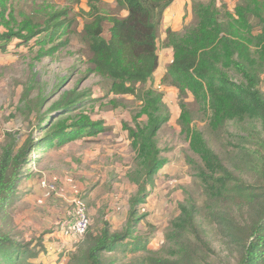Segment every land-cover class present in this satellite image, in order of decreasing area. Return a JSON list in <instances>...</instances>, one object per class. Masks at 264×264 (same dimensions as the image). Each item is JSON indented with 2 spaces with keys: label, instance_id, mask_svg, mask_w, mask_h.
I'll return each instance as SVG.
<instances>
[{
  "label": "trees",
  "instance_id": "16d2710c",
  "mask_svg": "<svg viewBox=\"0 0 264 264\" xmlns=\"http://www.w3.org/2000/svg\"><path fill=\"white\" fill-rule=\"evenodd\" d=\"M27 1L39 0H0V15L13 12L14 2ZM173 1L113 0L119 11L126 12L124 17H117L101 14L95 6L101 1L90 0L81 39L88 50L91 72L108 82L109 95L139 99L141 114L147 120L134 129L124 125L139 160L136 177L132 178L138 189L129 202L123 229L111 231L107 222L97 232L88 228L65 264H113L106 255L123 253L127 247L132 253H143L133 261L135 264H264V94L259 87L264 75V0H239L232 13L217 8L216 0L194 2L191 10L194 24L181 32L166 30L163 42L173 52V58L159 78V86L164 91L171 87L178 92L181 111L178 124L189 141L190 151L202 163L196 177L204 201L199 204L189 200L179 206V215L164 232V251H148L147 238L135 235L138 207L145 201L147 186L166 164L156 140L157 132L169 117L164 94L144 86L158 69L159 27L163 12ZM73 22L64 11L48 14L42 30H36L33 21L27 19L20 30L0 33V54L10 53L13 40L19 41V48L60 40V36L69 33ZM65 45L66 39L44 55ZM30 92V88L24 91L21 111L28 118L34 115L33 125L41 135L37 141L29 134L19 146L17 134H5L0 153V208L15 201L16 186L24 179L31 152L78 135H95L105 127L103 122L85 115L69 116L84 96L65 92L42 114L45 98L39 93L35 100H30ZM188 98L197 105L212 131L223 128L227 122L260 125L259 135L251 134L250 130L245 136L238 135L240 140L258 147L253 154L251 150L244 151L255 155L254 160L262 167L259 182L247 184L224 164L202 133L191 126L193 114L185 101ZM242 204H247L253 214L238 223L230 211L240 209ZM214 230H218L217 235L222 236L228 248L234 249L237 254L234 263L214 248L209 237L215 234ZM38 253L30 250L28 244L13 241L0 229L1 264H23Z\"/></svg>",
  "mask_w": 264,
  "mask_h": 264
},
{
  "label": "rangeland",
  "instance_id": "374dc122",
  "mask_svg": "<svg viewBox=\"0 0 264 264\" xmlns=\"http://www.w3.org/2000/svg\"><path fill=\"white\" fill-rule=\"evenodd\" d=\"M100 1L95 6L101 14L126 15L111 0ZM207 1L191 0V7L194 2ZM238 1L216 0L215 4L217 8L232 13ZM89 6L90 0L14 2L13 12L0 15V33L20 30L26 26L27 19L33 21L36 30H42L43 20L48 14L59 11L67 12L68 18L74 20L69 33L60 36V40L31 43L30 47L22 48H19L18 40H13L9 45L10 53L0 54V153L7 132L18 135L19 146L29 134L39 141L41 133L33 125L34 115L28 118L21 111L24 108L21 98L27 88L31 91L30 100H35L39 93L45 98L42 114L48 112L62 94L73 92L84 96V100L68 113L69 116L85 115L105 124L104 130L95 135H78L58 145L37 149L29 155L24 179L16 186L15 201L0 208L1 231L13 241L28 244L30 250L39 252L36 258H30L23 264L66 263L82 239L72 232L74 212L70 200L75 190L86 205L87 229L97 232L107 222L111 231L118 232L126 223L129 202L138 189L132 178L136 177L139 155L124 125L134 129L137 124L143 125L147 116L141 114L139 99L131 95H109L108 82L91 72L88 50L81 39ZM193 24L191 14L190 23L183 25L182 30ZM162 33L164 31L161 30L159 37ZM65 39L67 45L44 55ZM158 48L157 72L163 75L172 62L173 52L160 38ZM157 76L144 88L164 94L163 103L169 117L157 132L156 140L166 164L147 186L145 201L138 207L135 235L147 238L148 251L161 252L165 249L164 232L179 215V206L189 200L201 204L204 198L201 183L196 177L202 163L190 151L189 141L178 124L181 113L178 92L171 87L167 91L156 87L159 85ZM259 87L264 94V75ZM185 101L193 114L191 126L202 133L224 164L247 184L259 182L262 167L254 160L255 155L252 157L244 151L251 150L253 154L258 147L240 140L238 135L245 136L249 130L251 134L259 135L262 132L260 125L227 122L223 128L212 131L193 100L188 98ZM231 210L238 223H243L253 214L247 204ZM214 231L215 234H209L214 248L234 263L237 256L234 249L223 243L222 236L217 235L218 230ZM127 248L123 253L115 251L106 257L113 264H135L133 261L143 253H132L130 247Z\"/></svg>",
  "mask_w": 264,
  "mask_h": 264
},
{
  "label": "crops",
  "instance_id": "0c3cea01",
  "mask_svg": "<svg viewBox=\"0 0 264 264\" xmlns=\"http://www.w3.org/2000/svg\"><path fill=\"white\" fill-rule=\"evenodd\" d=\"M113 2V0H111ZM191 0H174L172 4L163 12L162 20L159 27V32L164 31V34H160V39L165 40L166 38V30H170L172 32H180L182 30L183 25L190 23L191 20ZM186 12V13H185ZM189 22H188V21ZM159 69V68H158ZM154 73L153 77L158 75L156 78L159 79L162 74L157 72ZM156 87H160L159 85ZM167 91V89L165 90Z\"/></svg>",
  "mask_w": 264,
  "mask_h": 264
},
{
  "label": "built area",
  "instance_id": "2783aa9c",
  "mask_svg": "<svg viewBox=\"0 0 264 264\" xmlns=\"http://www.w3.org/2000/svg\"><path fill=\"white\" fill-rule=\"evenodd\" d=\"M160 88V87H159ZM53 190V189H52ZM70 203L73 206V225L72 232L77 237L83 236L86 232L89 220L87 216V209L84 203V200L81 198V195L78 191L73 192V197L70 200Z\"/></svg>",
  "mask_w": 264,
  "mask_h": 264
}]
</instances>
